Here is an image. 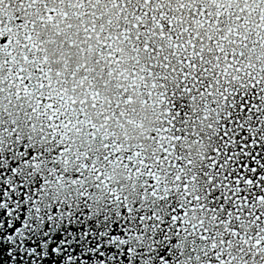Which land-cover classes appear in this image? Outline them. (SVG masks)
Returning <instances> with one entry per match:
<instances>
[{"label": "snow or ice", "instance_id": "1", "mask_svg": "<svg viewBox=\"0 0 264 264\" xmlns=\"http://www.w3.org/2000/svg\"><path fill=\"white\" fill-rule=\"evenodd\" d=\"M0 264H264V0H0Z\"/></svg>", "mask_w": 264, "mask_h": 264}]
</instances>
